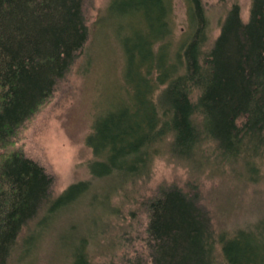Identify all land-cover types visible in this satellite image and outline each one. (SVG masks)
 Instances as JSON below:
<instances>
[{
    "label": "trees",
    "instance_id": "obj_1",
    "mask_svg": "<svg viewBox=\"0 0 264 264\" xmlns=\"http://www.w3.org/2000/svg\"><path fill=\"white\" fill-rule=\"evenodd\" d=\"M83 1L0 0V264H8L22 228L41 209L56 215L88 193L92 219L70 249L72 264H94L87 236L103 233L106 215L118 211L110 196L149 179L163 153L199 165L208 141L240 179L264 177V0H252L248 21L234 3L213 43L204 0H189L192 32L175 48L173 0H113L121 16L146 22L124 41L122 96L88 136L92 176L113 181L100 195L84 180L49 200L52 177L13 146L19 127L53 94L88 39ZM140 208L149 219L145 249L129 264H215L216 242L229 264H264V219L217 239L210 216L176 187L143 197Z\"/></svg>",
    "mask_w": 264,
    "mask_h": 264
},
{
    "label": "rangeland",
    "instance_id": "obj_2",
    "mask_svg": "<svg viewBox=\"0 0 264 264\" xmlns=\"http://www.w3.org/2000/svg\"><path fill=\"white\" fill-rule=\"evenodd\" d=\"M113 0H84L83 13L89 29L88 39L66 75L58 81L53 94L21 125L13 148L37 161L52 177L50 198L58 197L71 184L91 180V191L100 195L112 178L98 179L89 164L95 159L88 136L95 119L116 105L123 94L126 56L124 41L144 29L142 15L121 16ZM237 3L248 21L252 0H204L210 20V43L220 33V23ZM172 46L186 40L191 31L189 0H173ZM198 93L193 94L196 100ZM202 164L179 159L169 153L155 158L149 179L128 184L110 196L118 211L106 215L110 225L94 237L89 234L87 249L94 264H129L145 249L148 215L140 208L143 197L159 189L176 187L210 216L217 239L246 222L264 219V177L245 181L233 171L231 162H221L214 146L205 142ZM92 191V192H93ZM92 195H81L77 202L56 215L42 212L22 228L11 251L8 264H72L70 241L85 235L92 219L88 205ZM92 207H94L92 205ZM98 207V206H96ZM101 208V207H100ZM43 221L40 227L38 222ZM79 233V235H78ZM37 234V236H36ZM94 238V239H92ZM215 264H229L219 242L215 244Z\"/></svg>",
    "mask_w": 264,
    "mask_h": 264
}]
</instances>
